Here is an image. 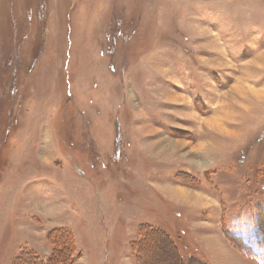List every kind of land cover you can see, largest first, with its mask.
<instances>
[{"label": "rangeland", "instance_id": "1", "mask_svg": "<svg viewBox=\"0 0 264 264\" xmlns=\"http://www.w3.org/2000/svg\"><path fill=\"white\" fill-rule=\"evenodd\" d=\"M0 264H264V0H0Z\"/></svg>", "mask_w": 264, "mask_h": 264}]
</instances>
